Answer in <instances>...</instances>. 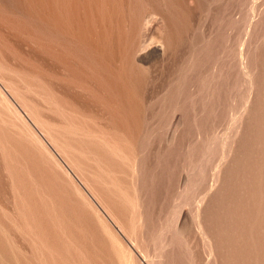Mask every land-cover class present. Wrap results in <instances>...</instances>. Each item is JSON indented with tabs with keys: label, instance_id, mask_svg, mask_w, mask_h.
<instances>
[{
	"label": "rangeland",
	"instance_id": "obj_1",
	"mask_svg": "<svg viewBox=\"0 0 264 264\" xmlns=\"http://www.w3.org/2000/svg\"><path fill=\"white\" fill-rule=\"evenodd\" d=\"M0 264H264V0H0Z\"/></svg>",
	"mask_w": 264,
	"mask_h": 264
},
{
	"label": "bare ground",
	"instance_id": "obj_2",
	"mask_svg": "<svg viewBox=\"0 0 264 264\" xmlns=\"http://www.w3.org/2000/svg\"><path fill=\"white\" fill-rule=\"evenodd\" d=\"M52 5V4H51ZM59 13V12H58Z\"/></svg>",
	"mask_w": 264,
	"mask_h": 264
}]
</instances>
